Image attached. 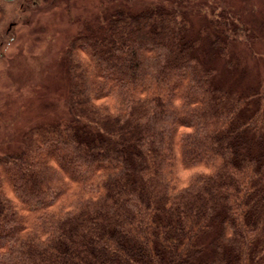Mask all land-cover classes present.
I'll return each instance as SVG.
<instances>
[{
  "label": "trees",
  "instance_id": "obj_1",
  "mask_svg": "<svg viewBox=\"0 0 264 264\" xmlns=\"http://www.w3.org/2000/svg\"><path fill=\"white\" fill-rule=\"evenodd\" d=\"M232 42L161 7L75 38L68 118L0 157V264H264V79Z\"/></svg>",
  "mask_w": 264,
  "mask_h": 264
},
{
  "label": "rangeland",
  "instance_id": "obj_2",
  "mask_svg": "<svg viewBox=\"0 0 264 264\" xmlns=\"http://www.w3.org/2000/svg\"><path fill=\"white\" fill-rule=\"evenodd\" d=\"M155 7L183 10L193 34L226 30L242 79H264V0H0V157L30 128L68 118L64 58L75 38L117 10Z\"/></svg>",
  "mask_w": 264,
  "mask_h": 264
}]
</instances>
